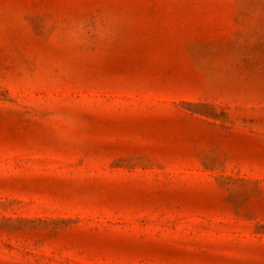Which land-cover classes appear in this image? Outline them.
I'll use <instances>...</instances> for the list:
<instances>
[{"label":"rangeland","instance_id":"obj_1","mask_svg":"<svg viewBox=\"0 0 264 264\" xmlns=\"http://www.w3.org/2000/svg\"><path fill=\"white\" fill-rule=\"evenodd\" d=\"M0 264H264V0H0Z\"/></svg>","mask_w":264,"mask_h":264}]
</instances>
